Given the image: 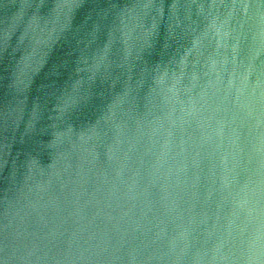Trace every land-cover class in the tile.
Returning a JSON list of instances; mask_svg holds the SVG:
<instances>
[{
	"label": "water",
	"instance_id": "water-1",
	"mask_svg": "<svg viewBox=\"0 0 264 264\" xmlns=\"http://www.w3.org/2000/svg\"><path fill=\"white\" fill-rule=\"evenodd\" d=\"M0 264H264V0H0Z\"/></svg>",
	"mask_w": 264,
	"mask_h": 264
}]
</instances>
